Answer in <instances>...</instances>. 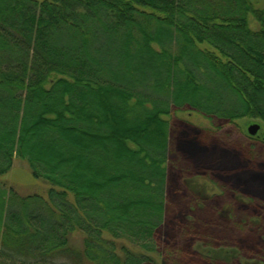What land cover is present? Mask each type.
<instances>
[{"label":"trees","instance_id":"trees-1","mask_svg":"<svg viewBox=\"0 0 264 264\" xmlns=\"http://www.w3.org/2000/svg\"><path fill=\"white\" fill-rule=\"evenodd\" d=\"M181 114L264 124V0H0V264H153ZM16 161L47 197L3 186ZM247 194L223 206L264 217Z\"/></svg>","mask_w":264,"mask_h":264},{"label":"rangeland","instance_id":"rangeland-1","mask_svg":"<svg viewBox=\"0 0 264 264\" xmlns=\"http://www.w3.org/2000/svg\"><path fill=\"white\" fill-rule=\"evenodd\" d=\"M252 23L254 28L257 27L255 22ZM178 117L171 128L173 153L167 218L160 233V246L157 252L150 254L153 264H264V217L255 216L253 210L243 208L233 216L228 204L223 206L222 203L223 200L229 201L233 193L237 195V202L255 203L247 193L258 194L264 190L260 188L263 182L254 184V177L261 175L260 169L264 170V124L257 120H243L233 128L221 123L214 125L197 115L181 114ZM255 124L261 129L259 136L251 140L248 129ZM215 126H220L221 130ZM204 166L214 168L216 175L212 174V180L217 177L218 169L225 180L232 178V184L236 186L250 183L240 190L229 184L226 186L228 190L223 191L208 178L196 176L204 172ZM186 169L194 177L188 178L184 187L189 196L197 199H190V203L184 200L174 203L171 192L178 184L176 173ZM1 183L7 188L13 187L23 196L37 194L47 197L51 188L35 180L24 161H16ZM83 240V235L76 233L71 244L82 250ZM117 243L142 253L139 247L127 241Z\"/></svg>","mask_w":264,"mask_h":264},{"label":"water","instance_id":"water-1","mask_svg":"<svg viewBox=\"0 0 264 264\" xmlns=\"http://www.w3.org/2000/svg\"><path fill=\"white\" fill-rule=\"evenodd\" d=\"M261 127L257 124L252 125L251 127H249L248 129V133L250 136H256L258 134V132L260 131Z\"/></svg>","mask_w":264,"mask_h":264}]
</instances>
